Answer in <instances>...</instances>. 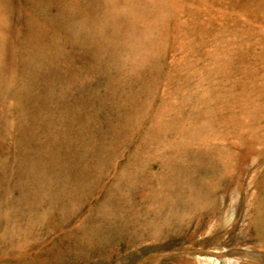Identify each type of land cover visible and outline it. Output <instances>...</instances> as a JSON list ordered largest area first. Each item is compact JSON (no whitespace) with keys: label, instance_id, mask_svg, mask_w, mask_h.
I'll return each instance as SVG.
<instances>
[{"label":"rangeland","instance_id":"obj_1","mask_svg":"<svg viewBox=\"0 0 264 264\" xmlns=\"http://www.w3.org/2000/svg\"><path fill=\"white\" fill-rule=\"evenodd\" d=\"M0 264H264V0H0Z\"/></svg>","mask_w":264,"mask_h":264},{"label":"bare ground","instance_id":"obj_2","mask_svg":"<svg viewBox=\"0 0 264 264\" xmlns=\"http://www.w3.org/2000/svg\"><path fill=\"white\" fill-rule=\"evenodd\" d=\"M78 7V6H77ZM80 7V6H79ZM76 8V7H75ZM112 229V228H111ZM108 234L110 235L109 232H104V231H98L96 234H93L95 236L94 240H99L101 238H104L106 236H108ZM205 258H209V257H205Z\"/></svg>","mask_w":264,"mask_h":264}]
</instances>
